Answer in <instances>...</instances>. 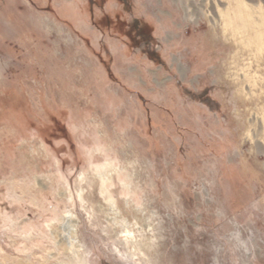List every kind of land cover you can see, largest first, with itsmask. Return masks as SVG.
I'll return each instance as SVG.
<instances>
[{
	"label": "rangeland",
	"instance_id": "rangeland-1",
	"mask_svg": "<svg viewBox=\"0 0 264 264\" xmlns=\"http://www.w3.org/2000/svg\"><path fill=\"white\" fill-rule=\"evenodd\" d=\"M103 2L0 0V264H264V0Z\"/></svg>",
	"mask_w": 264,
	"mask_h": 264
},
{
	"label": "trees",
	"instance_id": "trees-1",
	"mask_svg": "<svg viewBox=\"0 0 264 264\" xmlns=\"http://www.w3.org/2000/svg\"><path fill=\"white\" fill-rule=\"evenodd\" d=\"M92 1V4H94V5H96V4H98V6L99 7H102L103 6V0H98V2H97V0H91ZM89 10H88V8H87V12H88ZM92 11H93V9L91 10L90 9V11L89 12H91L92 13ZM116 14H112L111 12H106V13H103L102 14V18H103V20H105V23H106V25H109V27L110 28H108L107 27V30H109V29H112V23H109V22H111V21H113L114 19H116V17H117V15L115 16ZM90 19L93 21V22H95L97 25H98V22H97V20H96V16L94 15V13H92L91 15H90ZM63 21L64 22H68L67 21V18H63ZM100 28L102 29V30H104V28L102 27V26H100Z\"/></svg>",
	"mask_w": 264,
	"mask_h": 264
},
{
	"label": "bare ground",
	"instance_id": "bare-ground-1",
	"mask_svg": "<svg viewBox=\"0 0 264 264\" xmlns=\"http://www.w3.org/2000/svg\"><path fill=\"white\" fill-rule=\"evenodd\" d=\"M108 181V178H106V177H104V176H101L100 177V183H101V185H100V190H101V193L103 194V195H105L106 193H108L109 192V190H108V187L106 186V182ZM105 199H106V201H109L108 199L110 198V197H108V196H106L105 195Z\"/></svg>",
	"mask_w": 264,
	"mask_h": 264
}]
</instances>
